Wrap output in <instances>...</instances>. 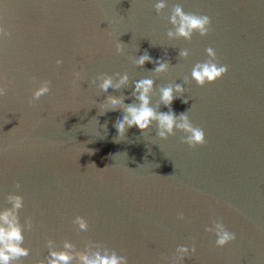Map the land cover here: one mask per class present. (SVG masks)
Masks as SVG:
<instances>
[{
	"label": "water",
	"instance_id": "1",
	"mask_svg": "<svg viewBox=\"0 0 264 264\" xmlns=\"http://www.w3.org/2000/svg\"><path fill=\"white\" fill-rule=\"evenodd\" d=\"M158 2L0 0L10 32L0 36V214L27 249L8 264H48L52 252L67 253V264L113 255L128 264H264V0H162L157 11ZM176 5L209 16L211 32L169 37ZM208 47L228 72L199 86L191 71L209 59ZM145 52L170 61L168 70L138 66ZM105 75L128 84L104 92ZM143 78L155 82L158 112L168 111L160 88L173 87L172 109L187 112L206 144L192 148L175 129L161 138L156 122L118 135L125 113L106 98L138 103ZM45 81L49 93L30 104ZM217 223L236 234L222 248Z\"/></svg>",
	"mask_w": 264,
	"mask_h": 264
},
{
	"label": "clouds",
	"instance_id": "2",
	"mask_svg": "<svg viewBox=\"0 0 264 264\" xmlns=\"http://www.w3.org/2000/svg\"><path fill=\"white\" fill-rule=\"evenodd\" d=\"M165 7V4L158 2L155 4V8L159 11L161 8ZM179 17V19H177ZM171 23L175 26V32L169 31L168 36L172 37L174 35L181 36L186 39H191L195 32H198L201 36L208 35L211 28V19L207 15H200L195 13L186 14L180 5H176L174 8V14L171 17ZM10 32L8 28L4 25H0V36H9ZM115 50L117 53L123 51V45L120 40L114 42ZM207 56L209 59L202 63H196L191 71V77L199 86H204L206 83H214L216 80L222 78L228 72L227 65H221L218 62L217 53L212 47L206 49ZM189 52L187 49L181 50L179 52L180 57H187ZM138 66H143L145 62H151L156 65L154 71L156 73H164L168 70L170 61L161 57L160 59L153 60V58L145 52L140 55L135 61ZM61 61L58 59L57 64ZM75 78H80V72L75 73ZM75 82V81H74ZM154 80L151 78L139 79L135 82V89L133 95L138 103L124 105L123 101L116 96H108L106 99L108 104L115 106L110 110L119 111L123 110L125 113L122 119H119L115 127L117 128L118 135H124L128 128L136 126L141 132L147 130L153 122H156V135L161 138H167L169 135H175L174 129L179 130L185 135L181 138V142L188 144L190 147L195 148L198 145H204L207 143L205 139V132L202 128L194 126L187 112H181L177 115L172 109V103L177 98L174 95V89L171 86L160 88V101L168 108L167 112L157 111L150 106V92L153 90ZM128 78L126 75L120 77V81L117 85H113L112 77L105 75L100 83L99 87L104 91L110 87H119L120 85L127 86ZM50 84L48 81L43 82L39 87H37L32 92V99L29 100L30 104H34L35 101L39 100L41 96L49 93ZM175 91L183 94V87L181 84L177 83L175 85ZM6 95V90L0 88V96ZM184 103L188 100L184 99ZM92 153V151H91ZM90 153V154H91ZM95 165L94 162H92ZM96 166V165H95ZM21 205V198H15V206L19 207ZM182 218V217H181ZM0 219L4 220L8 227L0 225V264H8L10 259L17 258L20 256L27 255V249L19 246V242L22 240V235L20 228L12 224L8 220V212L5 211L0 214ZM81 227H85L86 223L83 217H77ZM207 231H212V229H206ZM215 244L217 247H224L230 242L236 239V234L227 230L223 223L216 224L215 231ZM181 253H189V248L186 246H181L178 248ZM196 249L193 246L191 248V254L195 253ZM51 259L48 264H67L70 256L64 252H52ZM183 258V257H182ZM85 264H128L127 257H117L113 255L111 258L99 257L95 260H88Z\"/></svg>",
	"mask_w": 264,
	"mask_h": 264
}]
</instances>
